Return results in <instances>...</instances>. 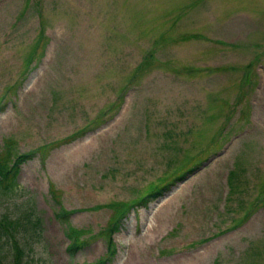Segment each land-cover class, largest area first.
Returning <instances> with one entry per match:
<instances>
[{"label": "rangeland", "instance_id": "374dc122", "mask_svg": "<svg viewBox=\"0 0 264 264\" xmlns=\"http://www.w3.org/2000/svg\"><path fill=\"white\" fill-rule=\"evenodd\" d=\"M0 107L29 264H264V0H0Z\"/></svg>", "mask_w": 264, "mask_h": 264}, {"label": "trees", "instance_id": "16d2710c", "mask_svg": "<svg viewBox=\"0 0 264 264\" xmlns=\"http://www.w3.org/2000/svg\"><path fill=\"white\" fill-rule=\"evenodd\" d=\"M1 108L2 107H0V111L2 110ZM8 155L9 154H0V192L2 197L13 193L18 185L17 178L20 166L32 154H20L15 160H11ZM196 167L197 166L194 165L188 170L183 171L162 188L154 187L147 196L142 197L139 201L144 204L153 198L156 199L158 195H162L166 189H170L172 183L181 181L188 176V174L193 172ZM51 192L52 195L56 197V190L53 187L51 188ZM57 203L59 204V207L56 209L55 216L67 226L66 236L70 240L67 250L73 255L87 243L80 239L82 231L70 224L69 220L71 211L61 206V203L58 200ZM133 205L134 204L127 203L124 206L122 213L115 219L111 226L113 232L121 228L123 219L128 217L130 209L132 207L134 208ZM23 210L19 215H14L12 212H6L0 216V264H29V255L33 250L32 240L39 235L41 219L31 207L27 208L24 212ZM15 212L17 213L18 211ZM115 245L114 238L109 237L108 254L91 264H109L117 253Z\"/></svg>", "mask_w": 264, "mask_h": 264}]
</instances>
